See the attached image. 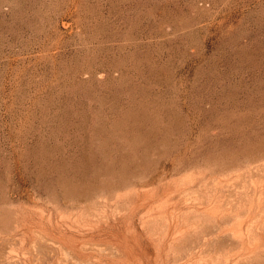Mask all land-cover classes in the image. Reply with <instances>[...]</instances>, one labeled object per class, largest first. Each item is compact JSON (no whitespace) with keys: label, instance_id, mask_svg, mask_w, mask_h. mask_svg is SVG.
<instances>
[{"label":"rangeland","instance_id":"374dc122","mask_svg":"<svg viewBox=\"0 0 264 264\" xmlns=\"http://www.w3.org/2000/svg\"><path fill=\"white\" fill-rule=\"evenodd\" d=\"M238 175L264 188V0H0V264H91L120 232L159 252L153 208L199 225L185 195L223 205ZM206 221L175 242L192 262L239 249Z\"/></svg>","mask_w":264,"mask_h":264},{"label":"bare ground","instance_id":"6f19581e","mask_svg":"<svg viewBox=\"0 0 264 264\" xmlns=\"http://www.w3.org/2000/svg\"><path fill=\"white\" fill-rule=\"evenodd\" d=\"M227 182L230 187L229 194L233 197L223 205L218 204L217 201H209L206 193L201 197L196 191H192L184 197L187 198L188 202L185 209L198 212L197 214L200 216L207 217L208 221H215L218 224V229H216L214 236L204 237V245L209 243L213 245L216 241L218 243L217 250H220L222 247L227 246L228 241H231L239 247L236 252L228 255H212L211 253L214 252L212 251L209 255L212 257L203 259L202 262H192L189 260L190 258L186 259L184 255L174 250L175 242L181 241L189 235H196L201 230L204 231V222L207 221L204 219V222L198 225L195 222L184 220L183 207H181L183 210H178L174 205L171 207V204L163 203L150 211L151 216L153 212L158 213L167 210L163 214L167 218V222L164 223H168V231L164 236L159 252L154 248L152 237L144 236L142 239L125 232H120L121 236L115 242L95 249L97 254L101 258L105 257V259H97L95 262L92 261L93 263L91 264H150L152 260L146 258V252L154 251L156 257H162L163 251L168 246V251H173L174 264H256L260 259V254L264 256V204L262 202L264 188L255 180H250V184H247V179L243 175H238L233 181L229 178ZM251 189L254 191V194L253 198L249 200L248 191ZM121 197L123 198V196ZM244 210H246V213L242 216L241 214ZM122 212H124V208L117 207L114 215L121 214ZM107 220L106 222L108 223ZM139 222L141 227L139 229L140 234L143 235L145 231L150 229V225L161 223V218H140ZM58 225L64 229L62 231L64 234H73L71 231L88 233L100 230L99 224L86 223L81 218L66 217ZM115 228L116 225H110V229ZM71 260L73 264H85L74 257Z\"/></svg>","mask_w":264,"mask_h":264}]
</instances>
